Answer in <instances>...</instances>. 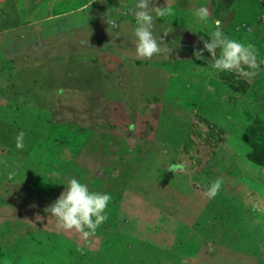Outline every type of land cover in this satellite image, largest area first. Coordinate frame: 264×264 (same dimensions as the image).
I'll use <instances>...</instances> for the list:
<instances>
[{"label":"rangeland","instance_id":"1","mask_svg":"<svg viewBox=\"0 0 264 264\" xmlns=\"http://www.w3.org/2000/svg\"><path fill=\"white\" fill-rule=\"evenodd\" d=\"M226 1L154 0L169 34L144 59L119 14L136 0H0V264H264V168L247 159H264V0ZM215 20L255 47L254 77L195 58ZM69 178L112 197L87 239L45 211Z\"/></svg>","mask_w":264,"mask_h":264},{"label":"clouds","instance_id":"2","mask_svg":"<svg viewBox=\"0 0 264 264\" xmlns=\"http://www.w3.org/2000/svg\"><path fill=\"white\" fill-rule=\"evenodd\" d=\"M108 9L104 13L103 22L107 25V30L118 37V19ZM119 14H130L135 18L136 26L133 35L135 38V54L138 58L150 59L162 51L163 36L168 35L169 32L166 31L160 36H155L153 26L157 18L171 14L169 7H155L154 0H136L133 7L126 8L120 11ZM192 16L201 25H207L209 10L203 6L195 8ZM213 24L214 30L211 31L209 38L203 42V49L193 53L195 58L197 60L204 59L203 52L206 51L211 57L208 61L210 67L215 71L235 72L239 77L245 79L254 77L258 69L255 47L250 43L241 42L226 35L219 20H215ZM114 29L116 31H113ZM261 63H264V61ZM24 146V133L21 131L15 138V148L22 150ZM168 170L172 172L183 171L184 166L173 164L169 166ZM220 186L221 181L215 180L211 183L205 195L208 198H214ZM111 199L109 193L90 191L88 186L78 179L69 178L67 187L63 186L61 194L45 211L56 218L62 229L75 230L82 238L87 239L94 236L100 225L108 220L106 209Z\"/></svg>","mask_w":264,"mask_h":264},{"label":"trees","instance_id":"3","mask_svg":"<svg viewBox=\"0 0 264 264\" xmlns=\"http://www.w3.org/2000/svg\"><path fill=\"white\" fill-rule=\"evenodd\" d=\"M247 159L257 167L264 168V159L262 153H260L257 149L256 151H252L248 154Z\"/></svg>","mask_w":264,"mask_h":264},{"label":"crops","instance_id":"4","mask_svg":"<svg viewBox=\"0 0 264 264\" xmlns=\"http://www.w3.org/2000/svg\"><path fill=\"white\" fill-rule=\"evenodd\" d=\"M231 1H232V0L226 1L227 4H226V7H225V8H226L227 11H229L228 9L232 8V5H231V6L229 5V2L231 3ZM203 3H204V1L202 2V4H203ZM208 3H209V2H208ZM232 4H233V3H232ZM188 5H190V6H188V8H190L192 11H193L195 8H198V7L200 6L199 3L196 4V3H193V2L189 3ZM210 5H211V7H214V8L216 9V11H215L216 13L218 12L219 7H221V6H218V5H217V6H214V5H212V3H210Z\"/></svg>","mask_w":264,"mask_h":264}]
</instances>
